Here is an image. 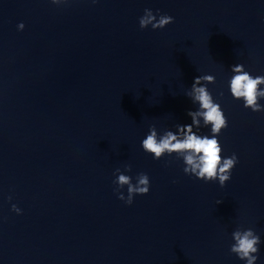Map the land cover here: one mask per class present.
<instances>
[{
	"label": "clouds",
	"instance_id": "9594fccd",
	"mask_svg": "<svg viewBox=\"0 0 264 264\" xmlns=\"http://www.w3.org/2000/svg\"><path fill=\"white\" fill-rule=\"evenodd\" d=\"M96 3L97 0H92ZM55 5L68 3V0H51ZM159 11V10H157ZM174 22V17L170 15H154L151 9H144V15L139 19L141 29L151 25L153 30L163 29ZM24 23L17 25L18 30H23ZM233 73L229 81L230 93L236 100H243V106L251 109L252 112H264V106L259 101L264 99V76H252L245 70L242 63L231 66ZM215 83V76L205 74L197 76L191 85L186 96L193 104H198L197 110H190L187 115L191 117L190 124H177L176 131L164 130L162 134L158 133L155 125L150 126L146 138L141 141V147L144 152L151 154L154 160H161L165 155L175 154L177 159H182L186 175L194 176L205 183L218 181L220 187H224L231 179L232 169L238 163V157L233 153L230 157L222 156V147L219 142V135L223 129L228 127V119L225 116L221 106L217 103L207 85ZM223 96V92L219 94ZM201 121L203 123H201ZM211 135H201L202 127H209ZM132 171L130 163L125 164L124 170L117 168L114 172L116 179L113 184L116 186L114 191L118 199L131 205L134 197L137 195H147L150 190V179L146 173H138L133 178L125 173ZM127 188V196L122 189ZM12 199L11 196L8 198ZM222 203L218 202V204ZM12 211L21 214L22 210L17 205H12ZM234 243L230 246V253L235 254L246 264H256L258 260L259 245L261 238L254 229L237 227L232 232Z\"/></svg>",
	"mask_w": 264,
	"mask_h": 264
}]
</instances>
